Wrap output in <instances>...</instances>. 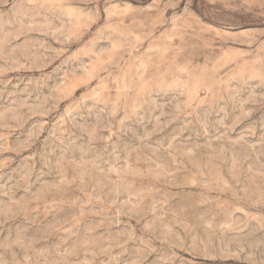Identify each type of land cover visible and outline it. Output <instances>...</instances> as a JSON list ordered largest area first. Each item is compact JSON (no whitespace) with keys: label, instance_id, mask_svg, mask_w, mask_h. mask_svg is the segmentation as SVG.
I'll use <instances>...</instances> for the list:
<instances>
[{"label":"rangeland","instance_id":"374dc122","mask_svg":"<svg viewBox=\"0 0 264 264\" xmlns=\"http://www.w3.org/2000/svg\"><path fill=\"white\" fill-rule=\"evenodd\" d=\"M0 264H264V0H0Z\"/></svg>","mask_w":264,"mask_h":264}]
</instances>
